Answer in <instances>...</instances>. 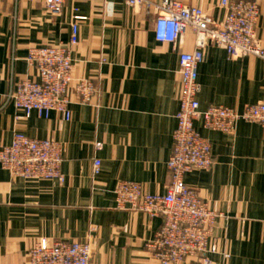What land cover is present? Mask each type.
I'll return each mask as SVG.
<instances>
[{
	"label": "crops",
	"instance_id": "0c3cea01",
	"mask_svg": "<svg viewBox=\"0 0 264 264\" xmlns=\"http://www.w3.org/2000/svg\"><path fill=\"white\" fill-rule=\"evenodd\" d=\"M177 1L200 7L214 20L226 14L221 0ZM259 1L256 37L264 49V0ZM74 17L84 20L76 23L73 79L92 81L97 97L84 106L71 97L69 121L54 112L48 119L32 114L16 121L5 99L17 81L37 78L25 61L28 49L67 43ZM154 24V10L117 0H64L60 16L48 14L42 0H0V147L15 133L64 146L63 183L12 179L0 168V264H29V251L41 239L88 242L91 264H157L145 244L161 219L117 210L113 195L120 181L139 183L152 195L165 194L170 182L178 56L194 49L195 36L188 31L179 45L159 43ZM197 83L200 111L215 106L241 112L264 104V60L229 58L222 49L206 47ZM194 128L209 142L214 165L183 180L221 215L212 264H264V129L239 122L224 134L205 129L201 119ZM94 160L100 162L95 177Z\"/></svg>",
	"mask_w": 264,
	"mask_h": 264
},
{
	"label": "built area",
	"instance_id": "2783aa9c",
	"mask_svg": "<svg viewBox=\"0 0 264 264\" xmlns=\"http://www.w3.org/2000/svg\"><path fill=\"white\" fill-rule=\"evenodd\" d=\"M45 11L52 16L63 12L64 0H42ZM133 8L154 10L155 38L159 43L179 45L186 32L195 36L194 49L178 56L180 90L176 128L172 135V151L167 161L170 182L163 195L146 193L139 183L120 181L113 190L115 208L121 211L160 218L161 226L145 244V250L157 264H180L194 260L212 264L211 256L219 254L215 245V228L221 215L211 209L198 193L184 183L186 174L208 171L214 165L209 142L194 128L202 120L208 130L231 134L239 122L258 124L264 129V104L247 105L241 112L226 107L199 110L197 95L198 67L206 47L222 49L229 58L256 57L264 60V49L256 37L261 17L259 0H221L225 10L221 20L212 19L203 9L177 0H117ZM74 17L67 43L35 46L27 51L25 61L36 71L37 78H25L13 84L6 95L16 112L15 120L32 114L48 119L51 113L64 121L71 117V97L82 106L89 105L98 91L90 80L74 82L73 48L78 44ZM101 62H104L102 60ZM101 149L100 144L95 145ZM64 146L60 141L40 140L15 133L8 145L0 147V168L12 179L64 182L61 172ZM100 162L94 160L92 175L99 174ZM92 249L88 242L50 243L38 241L29 251V264H91ZM224 258L227 255L223 254Z\"/></svg>",
	"mask_w": 264,
	"mask_h": 264
}]
</instances>
